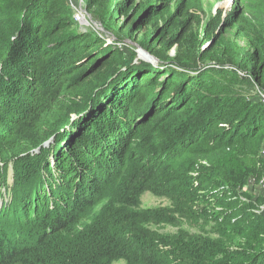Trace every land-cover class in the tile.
Listing matches in <instances>:
<instances>
[{
    "label": "trees",
    "instance_id": "obj_1",
    "mask_svg": "<svg viewBox=\"0 0 264 264\" xmlns=\"http://www.w3.org/2000/svg\"><path fill=\"white\" fill-rule=\"evenodd\" d=\"M83 1L113 43L69 0H0V264H264L246 189L264 174V10L203 23L201 0Z\"/></svg>",
    "mask_w": 264,
    "mask_h": 264
},
{
    "label": "rangeland",
    "instance_id": "obj_2",
    "mask_svg": "<svg viewBox=\"0 0 264 264\" xmlns=\"http://www.w3.org/2000/svg\"><path fill=\"white\" fill-rule=\"evenodd\" d=\"M202 1V7H203V14H201V17L203 19V23H205L208 19H210L213 15H217L218 12H221V19L222 23L231 21L232 23L236 20V18L240 15H246L247 10L252 7L256 8L258 10H264V0H201ZM69 3L72 7L73 16L78 21V23L82 27L91 28L94 31H97L98 33L104 34V37L107 41V43H113V37L109 36L107 33H105L103 25L101 24V19L99 18L100 15L107 14L108 11H101L99 14V10L92 7L90 10L87 9V4L83 0H69ZM232 26V25H230ZM223 38L224 43L227 42L232 48L237 47H246L247 46V40L244 38V36L241 35V31L233 28V27H227L223 31ZM141 38V35L138 39ZM204 46V45H203ZM119 47H122V49L125 50H134L136 52L134 63L138 66L139 64H142L143 62L146 63H152L154 66H158L157 63L153 61V57L149 56L145 51H143L142 47L136 43H131L130 41H127L126 44L122 45L120 44ZM142 48V49H141ZM150 54V53H149ZM151 55V54H150ZM168 55L173 58L176 55V52L174 49H171L168 53ZM155 58V57H154ZM157 59V58H156ZM169 66H173V64H169ZM205 66H207L205 64ZM212 66V65H211ZM208 67V66H207ZM261 93V92H260ZM259 98L264 99V94H260ZM53 142L51 140H48L44 144L47 146H50ZM259 148H264V137L259 143ZM259 156H260V150H259ZM261 158V156H260ZM50 161L54 164L52 156H50ZM5 170V169H4ZM12 168L11 165L5 172L3 170H0V208H5L6 206H12L13 201V177H12ZM264 178V174L262 175ZM256 180V177H253ZM261 179V178H260ZM259 179V180H260ZM248 181V180H247ZM246 184V189L250 192H253L254 198L258 195L264 196V188L257 189V183ZM242 196L245 194H242L243 190L237 191ZM245 196L242 197L244 199ZM253 198V199H254ZM246 199V198H245ZM142 206L145 207H151L154 205L159 204H165V200L161 198H157L150 194L149 192H146L142 196ZM16 202V201H15ZM19 203V201H17ZM21 203V202H20ZM19 203V204H20ZM19 204L16 203V210L18 209V213L20 214L19 207H17ZM255 208L254 210L256 212L264 214V202L259 204V201L255 200ZM258 205V208H257ZM7 217H5V222L7 227H14L16 224V221L14 222L15 216L11 214H7ZM113 264H126L125 260L119 259L116 260Z\"/></svg>",
    "mask_w": 264,
    "mask_h": 264
},
{
    "label": "built area",
    "instance_id": "obj_3",
    "mask_svg": "<svg viewBox=\"0 0 264 264\" xmlns=\"http://www.w3.org/2000/svg\"><path fill=\"white\" fill-rule=\"evenodd\" d=\"M260 156L262 158V160L264 161V148H261L260 149ZM255 184V179L253 177H250L247 181V184ZM261 188H264V178L261 177V179L257 182V189H261Z\"/></svg>",
    "mask_w": 264,
    "mask_h": 264
},
{
    "label": "water",
    "instance_id": "obj_4",
    "mask_svg": "<svg viewBox=\"0 0 264 264\" xmlns=\"http://www.w3.org/2000/svg\"><path fill=\"white\" fill-rule=\"evenodd\" d=\"M142 49V48H141ZM143 51H145L144 49H142ZM149 56H151V57H153L152 55H150L147 51H145ZM153 61L155 62V63H157V59L156 58H154L153 57Z\"/></svg>",
    "mask_w": 264,
    "mask_h": 264
}]
</instances>
